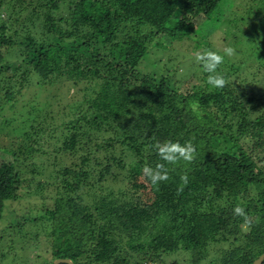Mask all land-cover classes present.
Here are the masks:
<instances>
[{
    "label": "trees",
    "instance_id": "trees-1",
    "mask_svg": "<svg viewBox=\"0 0 264 264\" xmlns=\"http://www.w3.org/2000/svg\"><path fill=\"white\" fill-rule=\"evenodd\" d=\"M189 1L0 0V91L8 100L18 91L12 85L33 77L41 86L58 79L90 84L77 103L85 106L63 123V134L50 133L61 143L40 152L53 158V167L62 163L60 155L73 160L52 172L56 192L46 208L51 257L40 264L58 258L165 264L163 255L178 251L189 256L187 264H202L210 247L224 243L231 249H221L210 264H252L264 253V154H252L250 146L264 143V92L251 70L252 63L263 66L264 47L251 43L261 37L247 43L243 34L245 41L237 37L234 45H245L244 62L223 59L216 73H207L196 57L218 54L208 36L227 0L201 1L208 24L193 28L200 38L182 48L191 26L179 23L176 12ZM256 1L264 15V0ZM147 61L153 65L144 68ZM221 74L223 88L207 84ZM234 75L241 81H232ZM193 79L199 81L190 86ZM103 132L111 136L98 141ZM169 141L191 143L193 158L162 161L157 146ZM6 152L0 219L6 203L21 197L32 161L27 154L36 151L20 144ZM158 166L167 178L153 185L143 170ZM123 181L116 191L110 186ZM236 206L247 219L234 214ZM5 257L0 251V260Z\"/></svg>",
    "mask_w": 264,
    "mask_h": 264
},
{
    "label": "rangeland",
    "instance_id": "rangeland-1",
    "mask_svg": "<svg viewBox=\"0 0 264 264\" xmlns=\"http://www.w3.org/2000/svg\"><path fill=\"white\" fill-rule=\"evenodd\" d=\"M201 1L190 0L185 9H179L176 12L179 23L182 22L184 25L191 26V33H188L190 38H186L180 43L182 48H190L191 40L200 38L193 28L201 24H208V19L200 9ZM259 6L261 4L256 0H227L223 4L225 15L216 25L217 29L208 36V39L213 43L211 48L218 49V54L225 60H239L241 62L240 60L243 58L242 62H244L246 54L243 57L242 53L246 52V48L241 42L238 46L234 45L237 37L241 41H245L246 38L247 43H249L250 36L254 38L259 36L257 38L261 37L260 39H252L251 43L256 44L260 41L261 44L258 43V45L264 47V15L259 11ZM19 28L22 29L20 26ZM243 34L245 38L242 36ZM229 47L234 52L231 57L224 54V50ZM15 56L12 54L10 58L16 60ZM149 64L150 66L153 65L152 62L147 61L144 68H147ZM263 66L259 67V63L255 62L252 63L253 68H251V70L259 73V77L256 78L257 80L255 79V86L259 93L264 92ZM257 67H259L258 70ZM245 75V72L242 73V77ZM251 79L252 76L248 80ZM231 80L241 81L235 75L232 76ZM38 81L37 77H33L23 80L22 84L17 82L16 85H12L16 90L18 89L14 95V100H8L5 91H0V160L7 158V150L16 151L20 144L28 148L29 151L32 149L36 151L34 155L27 154V156H32L29 157L32 158V161L29 167L24 170L23 185L20 190L21 197L6 203L3 216L0 219V251H4L6 254V257L0 260V264H40V262L50 259V245L46 235L48 232L47 225L50 221L47 220L46 208L52 203L51 198L55 196L56 192L52 172L56 168L69 165L73 160L71 157L65 158V155H60L62 163L53 167V161H51L53 158H49L48 155L40 152L45 150L51 152L55 148V143H61L56 137L63 134V123L75 118L76 113L85 106L77 103L88 95L84 89L90 86L88 83L79 84L82 87L76 86L66 79H58L54 84L41 86ZM198 81L193 79L189 85L198 83ZM186 83L180 82L179 84L186 86ZM4 121H8V123L6 124ZM41 127L42 130H40ZM50 133L56 137H51ZM110 136L111 133L103 132L98 135V139L100 138L98 141ZM251 144L254 147L252 154H264V143L261 147L257 146L256 140L251 142L250 146ZM119 150L120 147H116V152ZM130 163L134 164L133 161ZM136 180L142 181L143 177L137 176ZM126 183V181L121 183L110 182V186L116 191V188L124 187ZM83 197L85 201H91L88 196ZM33 237L38 238L34 240ZM36 242H38V250H34ZM221 247V249H231L226 243ZM221 249L220 246L210 247L207 262L204 261L202 264H210V260L220 258ZM188 257L184 252L178 251L172 254H164L163 262L172 264L174 261H178L179 264H187Z\"/></svg>",
    "mask_w": 264,
    "mask_h": 264
},
{
    "label": "clouds",
    "instance_id": "clouds-1",
    "mask_svg": "<svg viewBox=\"0 0 264 264\" xmlns=\"http://www.w3.org/2000/svg\"><path fill=\"white\" fill-rule=\"evenodd\" d=\"M224 54L227 57H231L234 54L233 49L231 47L226 48L224 50ZM196 59L197 61L202 62L204 70L207 73H216L219 65L223 63L224 57L215 52H206L204 54L197 55ZM225 83L226 81L222 74L211 75L207 80V84L213 88H223ZM194 152V146L188 142L180 144L179 142L169 141L157 146V153L159 157L162 161L169 164L175 163L178 159L190 161L193 158ZM143 171L151 180L153 185H156L158 182L167 178L164 174V169L160 166L155 169L146 167ZM234 214L247 219L245 209L241 206H236L234 208Z\"/></svg>",
    "mask_w": 264,
    "mask_h": 264
},
{
    "label": "water",
    "instance_id": "water-1",
    "mask_svg": "<svg viewBox=\"0 0 264 264\" xmlns=\"http://www.w3.org/2000/svg\"><path fill=\"white\" fill-rule=\"evenodd\" d=\"M264 261V253L260 254L252 264H262ZM60 263H67V264H75L72 260L68 258H58L55 259L51 264H60Z\"/></svg>",
    "mask_w": 264,
    "mask_h": 264
}]
</instances>
